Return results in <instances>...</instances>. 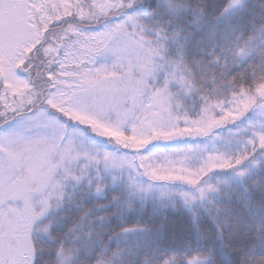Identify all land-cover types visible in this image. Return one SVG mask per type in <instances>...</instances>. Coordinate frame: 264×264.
Segmentation results:
<instances>
[{"label": "snow or ice", "instance_id": "snow-or-ice-1", "mask_svg": "<svg viewBox=\"0 0 264 264\" xmlns=\"http://www.w3.org/2000/svg\"><path fill=\"white\" fill-rule=\"evenodd\" d=\"M0 264H264V0H0Z\"/></svg>", "mask_w": 264, "mask_h": 264}]
</instances>
